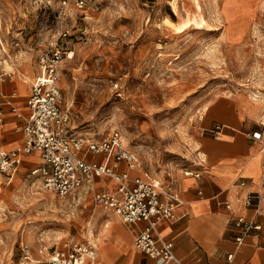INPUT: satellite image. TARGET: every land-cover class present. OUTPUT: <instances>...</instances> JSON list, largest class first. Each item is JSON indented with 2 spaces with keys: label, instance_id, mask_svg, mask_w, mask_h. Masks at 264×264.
<instances>
[{
  "label": "rangeland",
  "instance_id": "1",
  "mask_svg": "<svg viewBox=\"0 0 264 264\" xmlns=\"http://www.w3.org/2000/svg\"><path fill=\"white\" fill-rule=\"evenodd\" d=\"M54 47L73 131H118L135 176L162 197L201 165L212 99L241 96L264 123V0H0V84L25 66L31 82ZM1 176L0 264H45L65 239L92 240L107 215L91 190L59 198L34 177Z\"/></svg>",
  "mask_w": 264,
  "mask_h": 264
},
{
  "label": "crops",
  "instance_id": "2",
  "mask_svg": "<svg viewBox=\"0 0 264 264\" xmlns=\"http://www.w3.org/2000/svg\"><path fill=\"white\" fill-rule=\"evenodd\" d=\"M33 74V69L25 66L21 75L10 74L0 84L3 115L0 140L6 149L23 143L22 116L28 112ZM201 123L205 131L200 139L203 161L195 171L197 175L180 176L170 184L169 190L178 199L174 207L175 219L160 221L158 230L171 241L174 253L185 264H264V227L237 243L235 236L239 229L234 224L239 213L254 215L258 222L264 223V185L260 182L264 167V139L258 141L251 136V132L256 130H261L264 136V123L252 104L241 96L212 99L204 110ZM216 125H220L218 130H214ZM87 160L103 162L105 156L103 153H90ZM40 161L37 151L21 152L13 174L14 181L32 177L29 172ZM116 170L127 172L129 179L136 174L125 161H119ZM1 175L0 184L3 180ZM13 176L7 179L10 181ZM97 178L98 185H92L93 193L116 188L117 183L107 175L94 176L92 184ZM239 179L246 180L244 187L236 183ZM81 190L88 189L84 186ZM246 191L259 193L257 214L252 207L244 208L239 203ZM225 202L230 203V208L225 206ZM104 212L107 215L102 226L96 234L91 230L89 236L95 243L98 260L102 264H156L153 257L133 244L134 236L144 222L126 223L116 215Z\"/></svg>",
  "mask_w": 264,
  "mask_h": 264
},
{
  "label": "built area",
  "instance_id": "3",
  "mask_svg": "<svg viewBox=\"0 0 264 264\" xmlns=\"http://www.w3.org/2000/svg\"><path fill=\"white\" fill-rule=\"evenodd\" d=\"M81 7V3H78ZM62 57L61 49L54 47L42 51L37 58L38 72L30 85L28 112L23 115L21 131L22 145L6 149L0 140V173L10 179L16 171L19 154L37 151L40 163L33 167L29 175L38 178L41 186L66 198L78 193L84 186L92 189L94 176L107 175L116 183L114 190L105 189L93 194L94 201L104 210L116 215L126 223L144 222L136 232L133 244L156 260V264H185L172 248L171 241L166 240L158 230L162 220H174V207L178 204L177 196L166 191L164 196L155 183L116 170L119 161H125L129 169H134L136 158L124 146L118 131L112 130L107 136L95 139L78 135L71 128V118L62 108V96L58 86V64ZM21 115V113H18ZM3 115L0 108V127ZM216 125L214 130H218ZM251 136L260 141L264 139L261 130L251 132ZM264 148V146H262ZM103 153V162L87 160V155ZM186 174L197 175L188 171ZM128 181H131L130 183ZM264 185V167L260 174ZM244 187L246 180L236 182ZM259 193L246 191L239 199L242 207H252L257 214ZM230 208V203L225 202ZM234 224L239 229L235 236L237 243L243 242L251 233L258 232L264 223L255 216L237 214ZM231 258V255H228ZM45 264H102L98 260L94 241H75L67 238L63 247L55 248L49 253ZM202 264H208L206 262Z\"/></svg>",
  "mask_w": 264,
  "mask_h": 264
},
{
  "label": "bare ground",
  "instance_id": "4",
  "mask_svg": "<svg viewBox=\"0 0 264 264\" xmlns=\"http://www.w3.org/2000/svg\"><path fill=\"white\" fill-rule=\"evenodd\" d=\"M257 97H258L257 95L253 94V96H252L251 98L255 101ZM256 101H257V100H256ZM86 232H87L86 234H88L89 231L86 230ZM90 234H92V233H90ZM89 236H90V235H89Z\"/></svg>",
  "mask_w": 264,
  "mask_h": 264
}]
</instances>
